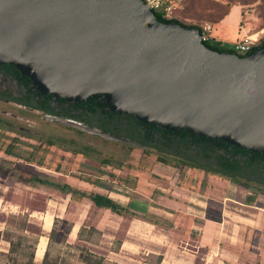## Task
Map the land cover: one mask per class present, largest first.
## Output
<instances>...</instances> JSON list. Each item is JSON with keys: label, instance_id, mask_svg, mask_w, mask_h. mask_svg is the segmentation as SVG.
Here are the masks:
<instances>
[{"label": "water", "instance_id": "1", "mask_svg": "<svg viewBox=\"0 0 264 264\" xmlns=\"http://www.w3.org/2000/svg\"><path fill=\"white\" fill-rule=\"evenodd\" d=\"M0 65L42 95H101L113 113L264 154V44L211 50L199 29L159 21L143 0H0Z\"/></svg>", "mask_w": 264, "mask_h": 264}, {"label": "rangeland", "instance_id": "2", "mask_svg": "<svg viewBox=\"0 0 264 264\" xmlns=\"http://www.w3.org/2000/svg\"><path fill=\"white\" fill-rule=\"evenodd\" d=\"M175 7L176 18L185 25H213L212 35L216 40L234 41L244 28L249 35L264 33V0H175ZM231 9L227 22L215 26L217 19ZM0 108L19 115L20 118L13 121L17 126L38 133L33 136L0 128V264H167L162 258L172 259L176 237L160 230L164 224H159L158 228L135 227L133 242L137 248L132 254L122 248L131 236V218L105 213L85 203H70L62 213L66 205L63 194L50 186L24 183L17 179V174H38L60 184L78 183L79 178L97 180L102 191L131 195L152 206L154 213L173 219L175 205L170 195L176 184L173 173H185L189 167L177 162L179 159H174L170 152L160 153L102 135L91 125L47 118L40 112L20 110L13 105L0 103ZM49 139L58 144L50 146ZM78 145L91 148V156L64 150ZM158 157H165L167 163L159 162ZM41 163L43 166H39ZM194 173H197L198 183H202L198 188L204 187L212 176L217 184L224 185V189L228 185V191L242 186L252 197L264 195L259 186H247L244 180L240 182L209 173L203 175L197 169ZM224 192L220 191L215 200H222ZM165 193H169L170 200L161 199ZM51 201L59 203L56 208L59 218L54 216L51 229L47 230L44 220L51 213L47 211L44 215V212ZM121 201L125 203L126 200ZM216 205L219 203L215 202ZM74 223L85 225L86 230L78 237L71 235ZM94 224L103 231V236L89 229ZM261 235L264 237V232ZM42 237L47 238L46 259L44 255L37 260L36 249Z\"/></svg>", "mask_w": 264, "mask_h": 264}, {"label": "crops", "instance_id": "3", "mask_svg": "<svg viewBox=\"0 0 264 264\" xmlns=\"http://www.w3.org/2000/svg\"><path fill=\"white\" fill-rule=\"evenodd\" d=\"M231 11L232 9L215 26L224 25ZM236 23L237 19L235 20ZM247 35H249L248 29L244 28L238 38L242 39ZM238 38L234 41L239 40ZM217 41L224 44L234 42ZM194 170L190 168L185 173H176V175L173 173L176 176L173 179L176 182L173 187L174 190L170 193L172 196L171 201L175 205L173 219L154 213L152 206H148L140 199L139 201L134 199L131 195H119L114 191L104 192L99 186L81 180H78V183H68L72 186H79L96 193L108 195L124 206L132 204L133 211L149 218V220L131 218L132 228L129 231L131 236L128 237L122 248H126L132 254L137 248L133 242L134 236H136L135 227L146 225L158 228L159 224H164L163 227H160V230L165 234L173 233L176 237L172 259L166 261L164 257L161 260L167 262V264H264V237L261 235L264 232V195L252 197L251 193L242 186L233 187L232 190L228 191V185L224 189V185L217 184L216 179L212 176L207 179V184L204 187L198 188L202 183L201 181L198 183L197 173H194ZM197 171L203 172L199 174L204 175L205 173L202 170ZM220 191H225L222 200H215V198H218ZM260 193L262 194V191ZM168 194L165 193L161 199L170 200ZM113 195L116 197H113ZM64 197L62 199L66 202V205L62 213L66 212L70 203L79 205L85 203L96 210L116 215L108 210L94 207L90 201H72L69 196L64 195ZM115 198H118V200ZM143 198L147 200L146 197L143 196ZM121 200L126 201L124 203ZM215 202H218L219 205L214 206ZM58 205V202H49L44 215L47 214V211H50L52 218L54 216L59 218L56 215ZM151 214L159 217L157 219L152 218L153 215ZM152 222L156 224H152ZM75 223L72 225L71 235L78 237L81 227H85V225ZM93 227L102 235L101 232L103 233V231L96 224Z\"/></svg>", "mask_w": 264, "mask_h": 264}, {"label": "trees", "instance_id": "4", "mask_svg": "<svg viewBox=\"0 0 264 264\" xmlns=\"http://www.w3.org/2000/svg\"><path fill=\"white\" fill-rule=\"evenodd\" d=\"M153 12L161 22H176L182 26H188L178 19L168 20L165 19L162 14L156 11ZM229 12L230 10L220 16L217 19V23L229 14ZM193 27L197 28V26ZM204 44L209 49L220 53H232L226 44L219 41L211 43L206 42ZM12 69L16 73H19L16 68L12 67ZM27 80L30 83L28 78ZM42 106L44 108H49L46 102H44ZM73 109H75L77 113L72 115L71 111H69L68 116L70 118L86 123H91V121L95 122L97 129L129 139L145 149L158 150L160 153L170 152L172 153L170 155L174 157V159H179L177 162L186 165L191 169L202 170L205 173L217 174L229 179L239 180L240 182L241 180H244V184L247 186L255 184L254 177L258 175L260 169H264V156H262L261 153H252L250 151L241 150L219 140L200 138L184 130H179L177 132L167 131L158 126L144 124L138 121L134 116L113 113L106 108V102L101 95L90 97L82 104H75ZM48 110L50 111L52 109L50 108ZM51 112L56 114L54 110ZM48 144L50 146H55L58 142L49 139ZM62 145L63 144L60 146L63 147ZM64 150L70 151L75 155H82L84 157L91 156V148L84 145H78V147ZM158 161L164 164L167 163L165 157H158ZM104 163L110 164L108 161H104ZM39 166H43L42 163ZM55 171L59 172L58 170ZM17 179L28 184L36 183L50 186L61 194L69 196L72 201L87 200L90 201L94 207L108 210L118 216H127L129 218L136 217L148 220L146 215H139L133 211L132 209L134 207L132 204L124 206L110 198L108 195L96 193L79 186H72L66 182L62 184L56 183L52 179L28 172L18 173ZM79 179L91 185L98 186L97 180H91L88 178ZM261 191L264 192V189L262 188ZM54 221L56 222V219ZM152 224L156 223L152 222ZM89 229L99 233L93 226ZM85 230V227H82L79 231V236L83 234ZM53 233L54 228L51 231V234ZM46 254L44 260L46 259Z\"/></svg>", "mask_w": 264, "mask_h": 264}, {"label": "flooded vegetation", "instance_id": "5", "mask_svg": "<svg viewBox=\"0 0 264 264\" xmlns=\"http://www.w3.org/2000/svg\"><path fill=\"white\" fill-rule=\"evenodd\" d=\"M46 102L49 108H44L42 104ZM0 103L6 105H13L20 110L29 111L33 113L40 112L47 118H62L79 122L82 124L91 125L96 128L95 122L86 123L83 121L70 118L69 111L75 115L74 106L76 103H67L62 100L53 98L50 95L40 94L20 73H16L10 65H0ZM52 110H48V109ZM55 111L56 114L51 111ZM79 114V112H78ZM20 117L17 113L9 112L8 109L0 108V128H6L11 131H18L26 135L38 136V133L26 128L24 126H17L15 122ZM25 120V119H24ZM18 129V130H16ZM264 156L263 153H261ZM263 171V173H262ZM255 185L264 189V169H260L256 177H254Z\"/></svg>", "mask_w": 264, "mask_h": 264}, {"label": "built area", "instance_id": "6", "mask_svg": "<svg viewBox=\"0 0 264 264\" xmlns=\"http://www.w3.org/2000/svg\"><path fill=\"white\" fill-rule=\"evenodd\" d=\"M145 4L148 6V8L152 11H156L165 19L168 20H175L177 19L175 16V0H143ZM197 29L200 31L201 40L203 43H211L214 41H217L214 36L212 35L213 25L206 23L201 26H197ZM260 34H262V37H259ZM264 40V33H258L255 35H247L243 37L242 39H239L237 41L226 43L229 50L232 51V53H236L238 55H247L251 51L257 49L263 44Z\"/></svg>", "mask_w": 264, "mask_h": 264}, {"label": "bare ground", "instance_id": "7", "mask_svg": "<svg viewBox=\"0 0 264 264\" xmlns=\"http://www.w3.org/2000/svg\"><path fill=\"white\" fill-rule=\"evenodd\" d=\"M52 222H53V218L50 214H48L44 220V228L47 230H50L52 226ZM46 245H47V238L46 237L40 238V242L36 249V259L37 260H40L44 257V254L46 251Z\"/></svg>", "mask_w": 264, "mask_h": 264}]
</instances>
